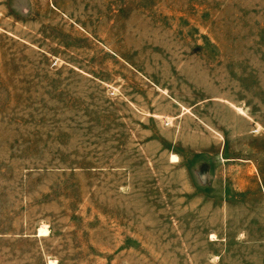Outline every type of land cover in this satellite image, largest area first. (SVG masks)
Wrapping results in <instances>:
<instances>
[{
	"label": "rangeland",
	"instance_id": "rangeland-1",
	"mask_svg": "<svg viewBox=\"0 0 264 264\" xmlns=\"http://www.w3.org/2000/svg\"><path fill=\"white\" fill-rule=\"evenodd\" d=\"M0 264H264V0H0Z\"/></svg>",
	"mask_w": 264,
	"mask_h": 264
},
{
	"label": "bare ground",
	"instance_id": "bare-ground-1",
	"mask_svg": "<svg viewBox=\"0 0 264 264\" xmlns=\"http://www.w3.org/2000/svg\"><path fill=\"white\" fill-rule=\"evenodd\" d=\"M48 230L46 229V228H41L40 230H39V232H38V234L40 235V236H45V235H47L48 233Z\"/></svg>",
	"mask_w": 264,
	"mask_h": 264
}]
</instances>
